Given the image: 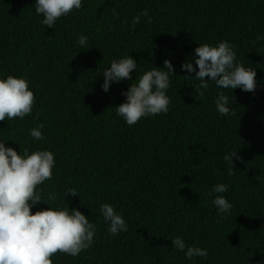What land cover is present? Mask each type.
Returning a JSON list of instances; mask_svg holds the SVG:
<instances>
[{
  "label": "trees",
  "instance_id": "trees-1",
  "mask_svg": "<svg viewBox=\"0 0 264 264\" xmlns=\"http://www.w3.org/2000/svg\"><path fill=\"white\" fill-rule=\"evenodd\" d=\"M33 4L0 0V78L25 77L35 96L30 115L0 121V140L18 154L52 151L54 178L43 194L54 191L50 206L75 207L97 229L91 248L77 257L58 252L53 264H264V0H84L54 28L41 25ZM145 9L151 23L141 17L133 27ZM81 34L91 48L77 45ZM221 41L256 71L254 91L210 84L200 97L199 81L180 70L199 44ZM127 54L138 64L132 79L105 93L102 71ZM165 59L175 73L169 112L128 126L115 109L122 93ZM220 91L235 99L230 116L215 110ZM40 124L45 140L36 141L29 130ZM235 150L228 176L223 158ZM217 183L229 186L219 194L233 204L226 218L206 195ZM67 189L78 197H65ZM102 203L115 206L126 232L109 235ZM177 235L208 257L185 259L171 244Z\"/></svg>",
  "mask_w": 264,
  "mask_h": 264
},
{
  "label": "clouds",
  "instance_id": "clouds-1",
  "mask_svg": "<svg viewBox=\"0 0 264 264\" xmlns=\"http://www.w3.org/2000/svg\"><path fill=\"white\" fill-rule=\"evenodd\" d=\"M84 0H34L35 13L42 17V26L54 28L56 22L69 15L73 10H80ZM113 14L116 15L115 9ZM141 17L145 23H151L148 10H142L132 18V26L140 23ZM77 45L84 50L91 48L88 37L81 34ZM193 61L195 67L193 66ZM138 64L128 54L110 63L102 71L103 83L101 89L107 93L112 83L131 80V73L136 71ZM180 70L199 81L195 91L200 97L205 96L210 84L218 89L239 88L244 92H252L257 88L256 71L244 67L237 61L234 47L227 41L217 45L199 44L191 58L181 63ZM100 74V75H101ZM194 74V75H192ZM175 75L174 65L170 59L163 61V66H152L145 71L136 83H132L122 95L125 101L116 106V114L128 126H132L142 118L166 115L169 112L170 77ZM207 77V79H205ZM231 95L218 92L215 100V110L220 116L232 115ZM35 103V96L29 87V81L23 76L8 75L0 78V121L23 119L30 115ZM43 124L29 130V135L36 141L45 140L42 133ZM233 158L239 159L236 150L224 156V161L230 166L227 175L234 173ZM56 166L55 154L47 149L29 151L25 148L19 154L12 147H6L0 140V264H53L52 257L61 253L77 257L82 251L94 245L96 225L80 210L73 207H52L57 194L49 192L45 196L40 188L46 181L53 180V169ZM229 186L217 183L206 195L211 199L217 214L226 218L232 214L233 204L224 195ZM66 196L78 197L75 189H67ZM64 197V200H65ZM39 202L49 207L34 213L32 208ZM99 212L107 224V232L117 236L127 231V223L115 206L102 203ZM175 249L184 253L185 259L207 258L208 250L194 245H187L184 239L177 235L171 240Z\"/></svg>",
  "mask_w": 264,
  "mask_h": 264
}]
</instances>
